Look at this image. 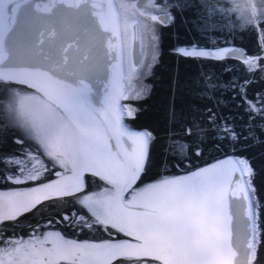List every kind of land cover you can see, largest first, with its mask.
I'll return each mask as SVG.
<instances>
[{
  "label": "snow or ice",
  "instance_id": "obj_1",
  "mask_svg": "<svg viewBox=\"0 0 264 264\" xmlns=\"http://www.w3.org/2000/svg\"><path fill=\"white\" fill-rule=\"evenodd\" d=\"M0 188V264H264V0H0Z\"/></svg>",
  "mask_w": 264,
  "mask_h": 264
},
{
  "label": "trees",
  "instance_id": "obj_2",
  "mask_svg": "<svg viewBox=\"0 0 264 264\" xmlns=\"http://www.w3.org/2000/svg\"><path fill=\"white\" fill-rule=\"evenodd\" d=\"M218 6H226L227 0H215ZM235 29L234 31H232ZM232 31V35L228 37L230 45L239 46L249 53L256 50L260 43L257 36H254L250 30L243 31L239 29L237 23L229 22L225 29V35ZM219 40L221 44L224 43L223 37L209 38V43H214ZM195 37L187 32L183 27L177 25L173 28L171 33H164L163 40L160 47L161 60L158 65H155L149 77L150 88L155 87L156 91L150 94V98L146 97L144 100L134 102L135 108L138 109L136 120H131L133 128H139L141 125H148L153 122L160 111V91L159 84L162 78L166 77L169 72L179 74L181 81V88L177 92V102L180 103L186 98V88L189 81L198 73L217 72L218 67H213L208 64L193 63L185 61L174 54L175 47H184L188 45L189 41H194ZM198 163V162H197ZM68 237L76 239H84L83 236H73L67 234Z\"/></svg>",
  "mask_w": 264,
  "mask_h": 264
},
{
  "label": "rangeland",
  "instance_id": "obj_3",
  "mask_svg": "<svg viewBox=\"0 0 264 264\" xmlns=\"http://www.w3.org/2000/svg\"><path fill=\"white\" fill-rule=\"evenodd\" d=\"M232 46H234V45H232ZM237 47H238V46H237ZM154 66H155V65H154ZM153 68H154V67H153ZM153 68H152V71H153ZM152 71H151V73H152ZM151 73L148 74V75H145V76L143 77V84L147 85L148 87H150L149 77H150ZM131 106H132V107H135V106H134V103H132ZM0 190H4V189L0 188ZM68 234L72 235L71 232H69ZM75 236H76V235H75ZM77 236H82V235H80V234L78 233ZM25 238H26V237H25ZM68 238H71V237H68ZM87 238H91V236H89V237H87ZM72 239H76V238H72Z\"/></svg>",
  "mask_w": 264,
  "mask_h": 264
},
{
  "label": "flooded vegetation",
  "instance_id": "obj_4",
  "mask_svg": "<svg viewBox=\"0 0 264 264\" xmlns=\"http://www.w3.org/2000/svg\"><path fill=\"white\" fill-rule=\"evenodd\" d=\"M130 122H131V120H127V121H126V123H127L130 127H132ZM132 128H133V127H132Z\"/></svg>",
  "mask_w": 264,
  "mask_h": 264
},
{
  "label": "water",
  "instance_id": "obj_5",
  "mask_svg": "<svg viewBox=\"0 0 264 264\" xmlns=\"http://www.w3.org/2000/svg\"><path fill=\"white\" fill-rule=\"evenodd\" d=\"M235 47H236V48H240V49L244 50L243 48H241V47H239V46H238V47H237V46H235Z\"/></svg>",
  "mask_w": 264,
  "mask_h": 264
},
{
  "label": "bare ground",
  "instance_id": "obj_6",
  "mask_svg": "<svg viewBox=\"0 0 264 264\" xmlns=\"http://www.w3.org/2000/svg\"><path fill=\"white\" fill-rule=\"evenodd\" d=\"M238 49H240V48H238Z\"/></svg>",
  "mask_w": 264,
  "mask_h": 264
}]
</instances>
